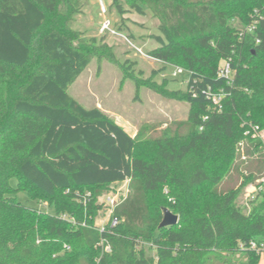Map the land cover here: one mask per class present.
<instances>
[{"label": "trees", "instance_id": "obj_1", "mask_svg": "<svg viewBox=\"0 0 264 264\" xmlns=\"http://www.w3.org/2000/svg\"><path fill=\"white\" fill-rule=\"evenodd\" d=\"M87 1L0 0V264H262L264 182L247 203L242 188L264 176L263 142L244 133L264 128V0H114L158 17L150 55L189 69L174 90L187 121L153 139L78 102L75 74L58 77L67 46L77 72L113 53L71 26ZM243 138L245 166L234 163ZM231 171L242 183L220 189ZM128 178L120 222L98 230L100 196ZM165 207L179 221L160 228ZM104 236L113 251L101 255ZM250 241L263 250L242 248Z\"/></svg>", "mask_w": 264, "mask_h": 264}, {"label": "rangeland", "instance_id": "obj_2", "mask_svg": "<svg viewBox=\"0 0 264 264\" xmlns=\"http://www.w3.org/2000/svg\"><path fill=\"white\" fill-rule=\"evenodd\" d=\"M108 20L116 32L102 31L101 26ZM158 25V17H153L150 12L138 14L126 2L116 5L114 0H88L82 11L74 16L71 26L82 31L83 38L95 36L97 43L102 41L111 45L113 53L109 54L106 48L97 50L103 53V57L93 56L89 64L77 72L78 54L72 52L68 46L60 51L64 63L58 69V77L66 79L70 75L76 76L69 83L68 92L85 107L101 108L110 119L118 122L130 134L144 132L145 139L156 138L164 129L174 128L177 122L187 121L191 108L189 102L174 97L175 89L186 90L189 69H186V74L174 77L171 73L172 66L178 63L154 58L149 53L158 45L150 37L160 33ZM59 42L53 39L51 45L59 47ZM78 42L79 39L75 44ZM164 77L168 79L166 83ZM244 133L262 140L264 149V128L254 131L250 125L246 126ZM247 138L239 141L241 155L235 159L236 165L238 163L245 166L250 161L245 153V146L249 141ZM257 156L258 153L254 157ZM242 181L235 171H231L222 179L219 188H229L233 184L238 186ZM260 181L264 182V176L243 186L242 197L245 203L252 199ZM111 191L112 187L105 193ZM18 197L25 199L26 194L20 191ZM30 203L36 204L33 201ZM38 206L47 209L45 204ZM96 216V222L99 223L102 218L101 211ZM146 246L147 251L154 253L153 246L149 243Z\"/></svg>", "mask_w": 264, "mask_h": 264}, {"label": "built area", "instance_id": "obj_3", "mask_svg": "<svg viewBox=\"0 0 264 264\" xmlns=\"http://www.w3.org/2000/svg\"><path fill=\"white\" fill-rule=\"evenodd\" d=\"M101 29L103 32H107L108 30L112 32H116L113 28H111V21L108 20L103 23L101 26ZM259 41V40H258ZM218 74L221 77H224L228 84L233 83L234 74L235 71H233L231 63L228 60H223L219 66ZM171 73L174 77H180L184 74H186V69L183 68L180 65H174L172 66ZM219 97H215V99L219 100ZM254 131H258L260 127L258 125H252ZM130 178L125 179L123 181H116L113 182L112 185V191L109 193H105L102 197L99 198L100 202L103 204V209L101 211V221L98 223L96 222L95 227L100 231H106L107 226L110 225L111 228H113L115 225H117L120 222V218L116 215L113 216V212L115 207L121 202L123 198L127 196L130 189ZM121 184H125V186H121ZM89 195V193L87 194ZM252 198L254 196L252 195ZM82 225H86L85 222H83ZM249 246L241 245L242 248H248L250 250H258L262 251L263 248L259 247L257 243L250 241ZM98 247L101 248V255L105 253H111L113 251V247L111 246V243L107 237H102L99 243L97 244ZM100 255V257H101ZM100 259V258H99Z\"/></svg>", "mask_w": 264, "mask_h": 264}, {"label": "water", "instance_id": "obj_4", "mask_svg": "<svg viewBox=\"0 0 264 264\" xmlns=\"http://www.w3.org/2000/svg\"><path fill=\"white\" fill-rule=\"evenodd\" d=\"M163 214L164 217L159 225L160 228L165 226L176 225L178 223L179 215L172 213V211L169 208L165 207L163 209Z\"/></svg>", "mask_w": 264, "mask_h": 264}, {"label": "crops", "instance_id": "obj_5", "mask_svg": "<svg viewBox=\"0 0 264 264\" xmlns=\"http://www.w3.org/2000/svg\"><path fill=\"white\" fill-rule=\"evenodd\" d=\"M134 135V134H133Z\"/></svg>", "mask_w": 264, "mask_h": 264}]
</instances>
